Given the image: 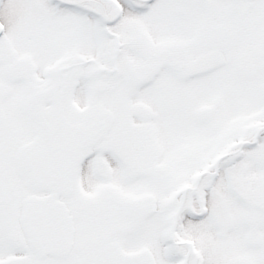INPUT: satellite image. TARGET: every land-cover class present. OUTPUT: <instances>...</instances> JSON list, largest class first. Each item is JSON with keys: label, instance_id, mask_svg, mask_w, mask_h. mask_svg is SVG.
<instances>
[{"label": "snow or ice", "instance_id": "obj_1", "mask_svg": "<svg viewBox=\"0 0 264 264\" xmlns=\"http://www.w3.org/2000/svg\"><path fill=\"white\" fill-rule=\"evenodd\" d=\"M0 264H264V0H0Z\"/></svg>", "mask_w": 264, "mask_h": 264}]
</instances>
